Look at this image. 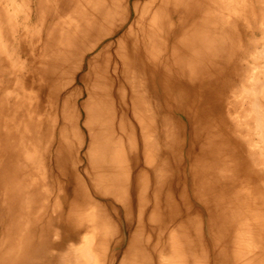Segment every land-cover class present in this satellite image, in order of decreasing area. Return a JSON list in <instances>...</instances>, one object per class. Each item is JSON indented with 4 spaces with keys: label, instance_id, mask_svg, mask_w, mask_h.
<instances>
[{
    "label": "bare ground",
    "instance_id": "1",
    "mask_svg": "<svg viewBox=\"0 0 264 264\" xmlns=\"http://www.w3.org/2000/svg\"><path fill=\"white\" fill-rule=\"evenodd\" d=\"M246 15L264 39V0H0V264H264Z\"/></svg>",
    "mask_w": 264,
    "mask_h": 264
},
{
    "label": "rangeland",
    "instance_id": "2",
    "mask_svg": "<svg viewBox=\"0 0 264 264\" xmlns=\"http://www.w3.org/2000/svg\"><path fill=\"white\" fill-rule=\"evenodd\" d=\"M255 4H257V3H255ZM30 5H31V3H30ZM30 5H28V7H29V9H31L32 8V5L30 6ZM251 5H253V4H251ZM257 6H258V4H257ZM247 16L248 15H246L245 16V18H243L244 19V22H245V24L247 25V24H250V25H253L254 24V22H253V18H252V16H250V18H247ZM50 23H51V19H47L44 23H43V27H44V30L42 29V25L41 24H38L37 22H36V19L35 18H25V17H20V18H18V19H16V20H14L13 21V24L15 25V26H19L20 27V29H22V30H20V31H23V30H25L24 28L25 27H27V26H29V27H39V28H36L39 32H40V34H42V37H44V31L47 29V27L49 28V25H50ZM3 25L4 26H8L7 24H4L3 23ZM257 24H256V22H255V24H254V32L251 34V35H249L248 36V38L250 39H248V41H249V44H248V52H245V54L247 55V54H250L252 51H253V49L255 48V46L256 47H258L259 46V42L260 41H262L261 43L262 44H264V39H263V37H262V34L260 33V31L257 29ZM28 28V27H27ZM29 30V29H28ZM42 31V32H41ZM45 35H46V33H45ZM12 39H13V43H12V45H10L9 47V49H10V51L11 52H31V50H32V43H31V40H27V41H24L23 42V49H20L19 47H17L16 45H15V42L19 39V35H13L12 34ZM36 41V38H34V42ZM8 43H11V38L8 40ZM262 44H261V46H262ZM41 46L39 45L38 46V48L36 49V51H39ZM251 50V52H249ZM249 56V55H248ZM23 61V60H22ZM243 62V61H242ZM244 62H245V60H244ZM82 151H84V150H82ZM82 151H81V153H82ZM257 198V197H256ZM256 198L254 199V202H257V200H256ZM258 199V198H257ZM261 208H262V211H263V206H261ZM136 212H138L137 210H136ZM120 219H121V216H120ZM120 219L119 218H116L114 221H111V225H112V223H113V225L116 227V236L118 235V237L121 239V238H123V237H125V240H124V244L126 245V243H127V236H128V230L126 229V228H124V225L120 222ZM67 228V227H66ZM126 229V230H125ZM60 232L61 233H63V231L60 229ZM65 233H64V235H66L67 234V230H65L64 231ZM62 236L61 238H59V242H61L62 243V245L65 247V249H66V247L67 246H69L70 245V243H76L77 244V242L75 241H69L68 239H67V237L66 236ZM67 236H69V235H67ZM56 242H57V240H56ZM122 245V247H124L125 245ZM114 244L113 245H111L110 244V249H112L113 248V250L114 251H118L120 248H118V247H115V249H114ZM123 249V248H122ZM109 252H110V250H109ZM208 264H215V260H214V256L212 255V254H210L209 255V261H208Z\"/></svg>",
    "mask_w": 264,
    "mask_h": 264
}]
</instances>
